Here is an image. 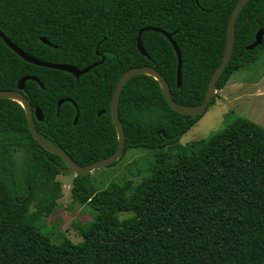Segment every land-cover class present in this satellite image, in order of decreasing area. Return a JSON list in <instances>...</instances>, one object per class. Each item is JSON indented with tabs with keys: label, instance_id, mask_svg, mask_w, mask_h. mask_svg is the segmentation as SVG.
I'll return each instance as SVG.
<instances>
[{
	"label": "trees",
	"instance_id": "trees-1",
	"mask_svg": "<svg viewBox=\"0 0 264 264\" xmlns=\"http://www.w3.org/2000/svg\"><path fill=\"white\" fill-rule=\"evenodd\" d=\"M237 2L0 0V30L32 56L79 69L105 58L77 78L26 61L0 36V89H16L21 78L36 76L43 87L28 80L23 92L44 113L36 123L39 133L88 165L118 147L111 100L130 68L155 67L184 107L203 102L223 58ZM147 26L171 34L181 50V86L177 53L165 34L144 31L146 55L139 51L137 37ZM261 28L264 0H249L238 16L234 52L217 93L237 70L258 59L264 36L257 48L247 47ZM62 98L71 101L58 110ZM119 115L126 134L121 158L132 148L156 150L150 173L138 183L128 180L102 190L90 174L76 175L72 195L89 204L95 217L77 224L80 243L68 237L54 242L31 205L45 215L55 210L62 197L58 165L66 163L37 146L21 103L0 98V264H264V127L239 115L184 146L182 136L202 115L187 118L174 110L159 81L148 74L125 84ZM15 150L23 151L20 158ZM119 212L133 216L120 219Z\"/></svg>",
	"mask_w": 264,
	"mask_h": 264
},
{
	"label": "rangeland",
	"instance_id": "rangeland-1",
	"mask_svg": "<svg viewBox=\"0 0 264 264\" xmlns=\"http://www.w3.org/2000/svg\"><path fill=\"white\" fill-rule=\"evenodd\" d=\"M257 55L256 61L237 70L225 86V90L217 93L215 104L211 105L182 136L180 140L182 145H188L192 141L206 138L222 130L239 115L264 127V47L259 48ZM237 81L244 82L246 88H240L236 95L228 93L227 89ZM156 153V150L144 148L129 149L115 165L94 170L90 174L92 183L98 190L128 180L138 183L150 173V165ZM74 177L75 175L65 173L57 175L62 186V197L58 199L57 206L51 214L45 215L44 212L35 209L33 204L31 205L34 218L45 221L43 232L54 242L68 237L74 243H80L83 236L77 224H86L95 217V212L89 204H79L74 199L72 195ZM131 216H133L132 212L118 213L120 219Z\"/></svg>",
	"mask_w": 264,
	"mask_h": 264
},
{
	"label": "water",
	"instance_id": "water-1",
	"mask_svg": "<svg viewBox=\"0 0 264 264\" xmlns=\"http://www.w3.org/2000/svg\"><path fill=\"white\" fill-rule=\"evenodd\" d=\"M248 2L249 0H238L237 4L235 5L231 13L229 24H228L227 44H226L223 58L220 64L218 65V67L216 68V70L213 72L210 82H209L207 93L204 97L203 102L200 103L199 105L192 106V107H184L180 105L179 103H177L175 99L173 98V93H172L170 84L167 81V79L155 67L151 65L134 66L130 68L129 70L125 71L121 75V77L119 78L117 82L115 90L113 92L112 100H111V115H112V119H113V122L117 130L118 141H119L118 147L116 151L110 156L94 161L88 165H80L61 146L50 142L49 140L44 138L39 133L36 127L34 112L37 115V118L39 120L43 119V112L40 108H36L34 111L31 102L29 101L27 96L23 93L26 87V82L28 80L38 81V83L43 87V83L36 76H25L21 78L18 82V86L16 89H0V98H9V99L18 101L19 103L22 104L25 110V113L27 115L29 129L31 133L33 134L34 138L38 141V144L44 147L45 149H47L48 151L56 155H59L65 161L66 166H62V165L59 166V169L62 173L75 175V176L76 175H82V176L89 175L96 169L106 167L116 162L117 160L121 158L124 152L125 145H126V134H125L124 125L119 115V104H120V98H121L123 88L125 84L129 81V79L132 78L133 76L138 75V74H148V75L155 77L159 81L164 91L166 100L170 104V106L177 112L187 115V118L189 115L191 116L203 115L207 111L212 99L217 94V81L224 73L226 67L228 66L232 58L234 47H235V40H236L237 19L242 9ZM147 30H155V31L165 34L167 38L173 44L176 50V53H177V57H178L177 81H178V86H181L182 84V53L179 47L177 46L176 42L174 41L172 35L162 29L155 28L152 26H147L141 29L137 37V45H138L139 51L143 55H146V51L142 43V34L144 31H147ZM0 36L4 39V41L7 43V45L11 49H13L18 55H20L26 61L39 65V66H43V67L67 71V72L74 74L77 78H79L82 74L89 72L92 68L103 63L105 60V58L102 57L100 61H97L83 69H79L76 66L72 64H68V63H55V62L44 61L24 51L22 48H20L18 45L12 42L1 30H0ZM263 36H264V29L261 28L257 32L255 36V40L247 47V49L253 50L257 48L258 46H260L263 43ZM41 39L44 43L48 45H53L46 37H42ZM67 100L71 101V99H68V98L61 99L58 102V108H60L61 105ZM77 120H78V115L75 118V123L77 122ZM158 132L165 134L164 129H160Z\"/></svg>",
	"mask_w": 264,
	"mask_h": 264
},
{
	"label": "flooded vegetation",
	"instance_id": "flooded-vegetation-1",
	"mask_svg": "<svg viewBox=\"0 0 264 264\" xmlns=\"http://www.w3.org/2000/svg\"><path fill=\"white\" fill-rule=\"evenodd\" d=\"M83 75V74H82ZM80 78V77H79ZM38 82V81H37ZM40 85V84H39ZM41 86V85H40ZM25 90V89H24ZM24 93V92H23ZM62 99H65V98H62ZM67 99V98H66ZM69 99V98H68ZM61 100V99H60ZM59 100V101H60ZM67 101H69V100H67ZM33 107V106H32ZM36 108H39V107H33V109H34V111H35V109ZM58 110H59V108H58ZM106 110L105 109H102L101 111H99V114H102V113H104ZM110 111H111V109H110ZM43 112V111H42ZM78 115V114H77ZM76 115V116H77ZM27 116V115H26ZM112 116V115H111ZM79 117V116H78ZM34 118H35V122L37 123V121H43L44 120V113H43V119L42 120H39L38 118H37V115L35 114V112H34ZM76 118V117H75ZM78 121V120H77ZM27 122H28V119H27ZM36 127H37V124H36ZM28 128H29V123H28ZM30 130V129H29ZM33 135V134H32ZM14 140H17V137H15L14 138ZM37 146L38 147H42V146H40L38 143H37ZM15 152V154H16V156L18 157V158H20V156H22V154H20V153H23V151L22 150H15L14 151ZM46 158L47 159H49L48 158V155H46ZM60 165H58V167H59Z\"/></svg>",
	"mask_w": 264,
	"mask_h": 264
},
{
	"label": "crops",
	"instance_id": "crops-1",
	"mask_svg": "<svg viewBox=\"0 0 264 264\" xmlns=\"http://www.w3.org/2000/svg\"><path fill=\"white\" fill-rule=\"evenodd\" d=\"M231 80V79H230ZM259 83V81H257V84ZM231 84H233V83H231ZM240 88H243V89H245L246 88V86L244 85V82H241V81H237V82H235L234 84H233V86H231L230 87V89H227V92L228 93H232L233 95H236L237 93H238V91H239V89ZM224 89V88H223ZM220 90V91H224V90ZM234 99H235V97H234Z\"/></svg>",
	"mask_w": 264,
	"mask_h": 264
}]
</instances>
